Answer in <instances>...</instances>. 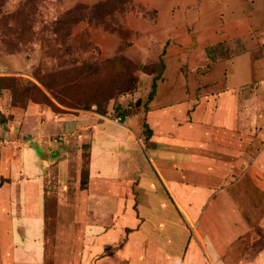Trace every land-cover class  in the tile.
<instances>
[{
  "label": "crops",
  "instance_id": "0c3cea01",
  "mask_svg": "<svg viewBox=\"0 0 264 264\" xmlns=\"http://www.w3.org/2000/svg\"><path fill=\"white\" fill-rule=\"evenodd\" d=\"M134 1L154 14L152 22L146 17L131 16L137 25L135 30L147 29L150 37L135 45L145 52L151 49L157 56L163 54L164 67L172 63L182 67L191 81L185 83L181 93L191 90V101L205 98L212 105V111L205 116L211 123L212 135L217 137L216 143L201 137V146L225 151L222 167L231 182L256 185L262 181L264 185V100L248 93L254 82L256 93L264 90V0ZM213 31L222 34L215 36ZM224 40L229 45L230 58L222 66L214 63L198 76V55L205 56L207 47ZM134 53L139 54L138 49ZM219 66L224 84L218 89L210 81L217 78H203ZM173 91L168 88L164 96ZM5 103L0 99V139L4 140L0 147V264H180L185 259L180 242L176 253L181 255L170 259L155 257V250L148 244L139 250L142 245L137 243V235L132 238L137 233L133 229H126L128 237L120 244L121 230L125 229L118 225L125 211L122 194L115 190L122 181L120 168L107 177L96 164L99 153L94 152L97 129L110 120L94 112L58 116L41 111L37 104H28L18 116L10 117ZM253 103L258 107L253 108ZM148 112L149 109L122 120L115 118L114 124L124 131L106 134V142H116V149L124 154L128 143L139 141L142 145L141 124L147 123ZM92 120L97 124L93 125ZM193 123L190 119L189 128ZM147 125L152 142L154 132ZM85 130L90 131L87 138ZM82 145H87L89 153L85 187L80 186ZM178 158L185 160L183 155ZM237 168L243 171L239 179L234 176ZM250 172L255 177L245 181ZM259 190L264 192V187ZM255 204L259 215L242 208L235 217L224 221L221 231L211 230L209 225L200 230L198 216V229H192L201 254L198 264L242 263L238 257L242 241L252 230L264 226V194ZM181 213L178 219L187 229V223L196 219V210ZM234 222L243 226L234 227ZM127 246L129 251L122 256Z\"/></svg>",
  "mask_w": 264,
  "mask_h": 264
},
{
  "label": "rangeland",
  "instance_id": "374dc122",
  "mask_svg": "<svg viewBox=\"0 0 264 264\" xmlns=\"http://www.w3.org/2000/svg\"><path fill=\"white\" fill-rule=\"evenodd\" d=\"M147 9L134 0H0V77L11 78L9 84L15 88L13 92L3 90L0 99L2 103L7 101L4 105L10 117L18 116L28 104H35L24 97L28 93L25 91H30L33 85L59 110L53 112L47 105H39L46 113L58 116L97 114L98 107L94 104H100L99 110L105 112L103 117L111 122L97 129L98 143L94 152L99 154L95 161L107 177L112 176L116 167L120 168L122 181L115 188L122 194L125 211L118 223L125 228L121 230L120 244L128 237L126 229H133L137 233L132 238L137 235V243L142 245L139 250L148 244L155 250V257L162 255L170 259L181 255L176 253L180 242L185 252L180 264H198L201 254L192 231L197 228L198 216L200 230L209 225L211 230L221 231L226 225L224 221L235 217L242 208L259 215L255 202L258 204L263 197L264 192L259 189L264 185L262 181L256 185L231 182L224 176L226 169L222 167L225 151L201 146V137L216 143L217 137L212 135L211 123L205 116L212 111V105L205 98L191 101V90L181 93L185 83L191 81L190 74L185 76L182 67L172 63L162 68L153 50L145 52L137 47L140 41L145 43L150 38L149 31H136L137 25L131 16L146 17L152 22L154 14ZM212 34L220 36L222 33L213 31ZM254 43L252 39V45ZM227 45L224 40L207 47L205 56L198 55V76L209 71L214 63L222 66L230 58ZM131 48L134 52L138 49L139 54ZM208 49L212 50L208 52ZM221 66L208 72L203 81L217 78V81H210L219 89L224 84ZM158 75L163 79L157 83L147 113L155 147L145 148L139 141L130 142L126 154L118 152L116 142H106V134L124 131L114 124V119L129 118L136 100L142 103L138 114L144 113L142 105L147 102L153 77ZM131 77L135 79L134 89L123 92L129 87ZM255 83L250 85L248 93L264 100V90L256 93ZM168 88L174 91L165 97ZM78 103L81 104L78 106ZM85 105H90L88 111ZM252 107L258 104L253 103ZM190 119L194 120L191 128ZM91 122L97 124L96 120ZM83 134L87 138L90 131L85 130ZM46 139L49 143L50 139ZM0 140L1 147L4 140ZM193 141L198 146L191 143ZM85 146H81L80 179L89 164ZM178 155L184 156V162ZM215 161L217 166H214ZM242 175L241 169H235L236 179ZM252 177L254 173L250 172L244 179ZM182 210L186 214L192 210L197 213L195 221L187 223V229L178 219V215L182 217ZM237 224L243 226V223L234 222V227ZM242 243L244 246L238 250L240 264H264V258H259L264 256V226L252 230ZM126 251H129L128 246L122 249L121 255H126Z\"/></svg>",
  "mask_w": 264,
  "mask_h": 264
},
{
  "label": "trees",
  "instance_id": "16d2710c",
  "mask_svg": "<svg viewBox=\"0 0 264 264\" xmlns=\"http://www.w3.org/2000/svg\"><path fill=\"white\" fill-rule=\"evenodd\" d=\"M212 49H208L207 51H211ZM158 66L160 67H164V62H163V54L159 55V58H158ZM131 81H129V87H125V91L123 92H128L132 89H134V83H135V79L133 77H131L130 79ZM161 80V78L158 76L156 77H153L152 79V84H151V90L148 94V98H147V102H145L142 106H143V110H144V113H146L148 111V104L150 101H152V99L154 98L155 94H156V86H157V83ZM10 81H12L11 78L9 77H0V94L3 92V90H6V89H10L12 92L13 90L15 89L14 87H12L9 83ZM25 92H28L24 97L25 99H30L33 101V103L37 104L38 106L39 105H47L48 107H50V109H52L53 112H59L58 109H56L54 107V104L52 103V101L46 96L44 95L41 90L34 86L32 87V89L30 91H25ZM30 92H32V94H30ZM37 96H39L37 98ZM54 98L57 99V95H53ZM62 104H65L64 102ZM81 103H78L77 105L79 106ZM141 101L140 100H136L134 102V105H133V111L131 113H129L128 115L129 116H134L136 114H138V110L141 106ZM97 108V114L101 115V116H105V112L104 110H99V107H100V104L98 103H95L94 104ZM68 106H75V104H68ZM76 107V106H75ZM85 110L88 111L90 109V105H85L84 106ZM54 109V110H53ZM118 109V108H117ZM127 116V115H126ZM124 117V115H123ZM123 118H121L120 120H122ZM141 134H142V145L145 147V148H154L155 147V144L151 142V136H152V132L151 130L149 129L147 123L145 121L142 122L141 124ZM86 148H88L87 146H85ZM86 182H87V169L84 170L83 172V177L81 178L80 180V186L81 187H85L86 185Z\"/></svg>",
  "mask_w": 264,
  "mask_h": 264
},
{
  "label": "built area",
  "instance_id": "2783aa9c",
  "mask_svg": "<svg viewBox=\"0 0 264 264\" xmlns=\"http://www.w3.org/2000/svg\"><path fill=\"white\" fill-rule=\"evenodd\" d=\"M0 143H1V140H0Z\"/></svg>",
  "mask_w": 264,
  "mask_h": 264
}]
</instances>
